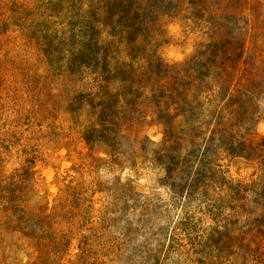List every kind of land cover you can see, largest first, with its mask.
Returning <instances> with one entry per match:
<instances>
[{
	"label": "rangeland",
	"instance_id": "rangeland-1",
	"mask_svg": "<svg viewBox=\"0 0 264 264\" xmlns=\"http://www.w3.org/2000/svg\"><path fill=\"white\" fill-rule=\"evenodd\" d=\"M0 264H264V0H0Z\"/></svg>",
	"mask_w": 264,
	"mask_h": 264
}]
</instances>
